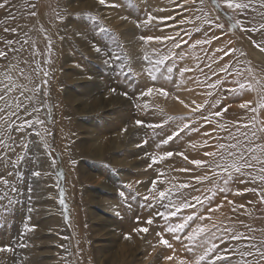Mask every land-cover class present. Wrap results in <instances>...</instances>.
<instances>
[{
	"label": "rangeland",
	"instance_id": "obj_1",
	"mask_svg": "<svg viewBox=\"0 0 264 264\" xmlns=\"http://www.w3.org/2000/svg\"><path fill=\"white\" fill-rule=\"evenodd\" d=\"M198 1L177 8L172 0H106L105 5L98 0H8L0 9V51L7 53L0 57V95L7 101H0V108L5 109L0 116L8 120H0V247L12 249L0 252V264H178L180 259L195 264L203 247L199 240L193 246L186 237L198 224L211 222L194 219L182 232L167 231L187 215L211 216L220 225L219 230L213 229L216 235L209 237L211 242L219 243V236L227 240L223 229L228 228L254 236L252 243L264 249V204L252 192L233 194L237 189L264 185L240 183L248 178L234 176L227 185L230 190L219 191L225 187L222 180L207 172L211 179L197 183L194 178L207 170L195 168L176 154L208 160L203 153L215 151L211 145L234 142L229 133L238 134L236 125L249 123L257 115L239 105L251 101L255 107L264 95L259 85L257 92L225 89L235 86L233 79L264 85V52L253 43H261L264 35L231 27L235 19H241L246 26L258 28L264 23V9L254 5L255 12L236 16L224 8L213 10L210 0H205L204 13L212 19L219 16L217 23L224 25L217 29L204 22ZM149 14L175 19L145 24ZM181 19L192 23L180 24ZM5 27L14 31L6 32ZM177 33L178 42L187 41L180 48H174L172 40L146 45L140 39ZM206 38H213L211 45L191 46ZM8 40L13 43L6 44ZM217 47L235 51L214 63L222 55L215 53ZM153 50L162 54L171 50L174 55L162 65L150 64L144 56L148 53L155 61L158 56ZM225 62L242 74L226 76L218 89L207 88V83L220 78L214 70ZM210 63L211 68L207 67ZM183 67L193 71L181 76ZM197 80L205 84L198 86ZM13 84L16 87L8 92ZM149 89L152 94L146 95ZM157 89L168 95H160ZM193 102L204 107L192 112ZM229 105L222 116L213 115ZM203 116H211L212 123H206ZM24 121L31 122V127L9 128ZM185 123L188 129L163 143ZM196 128L199 131L192 130ZM204 132L212 135L206 137ZM259 135L264 138V133ZM204 140L209 147H190ZM167 152L174 155L152 162V156ZM153 181L156 191L150 192ZM184 183L191 187L179 189ZM168 190V198L160 200L158 192ZM194 195L210 199L203 206L163 218L161 213L175 211L173 204ZM229 200L245 204L251 215L242 208L233 211ZM221 201L219 213L210 211ZM148 220L153 222L148 224ZM145 227L147 233L136 231ZM161 237L172 247L161 245ZM237 246L249 251L244 242ZM168 255L176 260L166 261ZM240 259L233 254L232 264ZM247 259L254 262L257 257Z\"/></svg>",
	"mask_w": 264,
	"mask_h": 264
},
{
	"label": "snow or ice",
	"instance_id": "obj_2",
	"mask_svg": "<svg viewBox=\"0 0 264 264\" xmlns=\"http://www.w3.org/2000/svg\"><path fill=\"white\" fill-rule=\"evenodd\" d=\"M98 2L101 5L106 4V0H98ZM173 3L176 4L177 8H184L185 5L188 3H195L196 0H183L182 3H178L177 0H172ZM205 0H200L201 4H204ZM8 3V0H4V2L0 3V9L4 8L6 4ZM210 3L213 7V10L219 11L220 9L224 8L229 10L230 13L236 14V16H242L247 11L255 12L257 10V7H254V5L258 6L259 9H264V0H210ZM34 7V5H33ZM161 11H164V9H160ZM35 13H33L34 15ZM261 15L264 16V12H261ZM233 16L229 15L228 19L233 20ZM165 19H175V17H156L151 14L148 15L147 19L144 21L145 24H151L152 21H157L158 23H163ZM199 19V17H198ZM219 20V16H217L215 19L210 18V13H204V22L208 24L209 27L215 26L217 29H223L224 25L217 23ZM180 24L184 23H192L191 20H185L181 19L179 21ZM139 26V25H138ZM233 28H239L241 31L244 32H261L262 35H264V23H261L258 28L254 27H248L242 21L241 19H235V23L231 25ZM199 31V28L196 29ZM4 31H14L13 29H9L5 27ZM179 36V33H177L176 36H167V37H153V36H141L140 39L144 42V44H149L153 41L155 42H164L167 40H172L173 47L174 48H180L181 43H187V41H177V37ZM215 39H220L219 36L214 37ZM213 38H206L201 39L193 42L191 45L193 48L197 46H203V45H211ZM27 41H25L26 43ZM13 41L8 40L6 41V44L11 45ZM255 46L261 51L264 52V40L261 41V43H256L253 41ZM98 51V50H97ZM235 49H225L223 47H217L215 49V53H222L221 56H219L217 59L213 60L214 63H218L219 60H224L226 56H229L234 52ZM213 53V55H215ZM153 55H157L158 58L153 61L152 56L148 53H145L144 59L148 61L150 64L154 63L155 65H162L167 60H171L173 58V53L171 50L167 54L158 53L156 50H153ZM7 53L5 51H0V57H5ZM207 55V53H206ZM199 67V65H197ZM207 67L211 68L212 64H208ZM173 69L171 67L167 68V72L171 73ZM193 71L192 68L189 67H183L180 69V75L183 76L184 73ZM201 71H203L201 69ZM148 72L150 75H152V69L149 68ZM248 72L251 73V69H248ZM21 74L23 75V72L21 70ZM224 74V75H222ZM241 71L239 69H236L235 72L232 70V65L230 63H223L220 64L218 69L214 70V75L220 77L218 80L207 83L206 87L210 89H218L220 88L225 82H226V76H233V77H239L241 75ZM152 78L155 79V76L152 75ZM9 79H11L9 77ZM27 79V77H25ZM253 79H255L253 77ZM195 83L199 86L201 84H205L204 81H195ZM232 83L235 85L232 88L225 89L226 92L229 93H237V92H243V91H252L257 92L258 91V85L260 86L259 91H264V85H260V81H256L255 83L252 82V80H240V79H233ZM16 85H11L7 88L8 92H11ZM22 89L24 86H20ZM35 91V89H34ZM152 89H149L146 95L152 94ZM157 92H159L162 96H167L168 93L164 89H157ZM22 94V93H21ZM206 95L211 96L213 95L212 92H207ZM178 99V98H177ZM0 101H5L7 104V101L5 100V95H0ZM180 103H184L183 101H180ZM195 104V102H193ZM219 104V100L214 101L212 103V107L215 108ZM8 107H11V105H8ZM16 107L20 108L21 103L19 99L17 98L16 101ZM184 107L189 108L190 106L188 104H184ZM204 107L203 104H195V107L191 108L192 112L200 111ZM228 107H224L220 111H217L213 113L215 116H222L224 112L228 111ZM239 107L248 109L252 113H256L257 115H254L249 123H244L243 125H236L237 133L233 134L229 133L231 136L232 141L227 144L218 143L216 145H211V147L215 148V151H205L203 155L205 157H208V160H201V159H189L187 156H185L183 153H176L177 155H180L185 159L189 164H192L197 169H206V173L203 176H197L195 177V181L197 183H204L205 181H208L211 179L207 172H211L212 177H216L218 180H222L225 187L219 188V191H229L230 189L227 188V185L230 180L233 179L234 176L239 177H247V180L241 179L240 183H248L251 182L252 184H260L264 185V138H262L259 134L264 133V120L259 119V112L261 109H264V95L261 96L260 100L256 103V106H252V102L248 101L245 103H242L239 105ZM4 108H0V112H4ZM11 115L15 116L16 113L12 112ZM202 119L206 123H212L211 116H203ZM0 120H4L5 123H8V120L4 116H0ZM140 121H137V124H140ZM259 125V126H258ZM25 126L31 127V122L24 121L20 124L12 125L9 124V128H15L17 131H22L25 129ZM152 127H160V125H152ZM190 126L185 123L182 127L179 128L178 131L173 133L172 136L167 137L163 141L164 144H167L170 140H172L175 136H179L181 132H183L185 129H188ZM219 128L224 129V125H218ZM240 129H247L249 131H240ZM193 131H199V128L192 129ZM204 136L208 137L211 136L212 133L204 132ZM241 137L244 139L241 140ZM3 142L0 141V145H2ZM207 140H204L202 143H192L190 144V147L192 149H198L202 147H209ZM174 153L167 152L163 154L160 157L152 156V162L157 163L158 160H163L166 158H170ZM151 167V165H149ZM180 171H189L188 169H180ZM34 175L39 176L40 173L36 172ZM162 175V174H161ZM4 183H7L4 181ZM215 183V182H214ZM191 187L190 184L184 183L179 185V189H185ZM156 191V181H153L152 188L150 189V192ZM169 191H159L158 196L160 200H164L168 198ZM197 191H199L197 189ZM209 191H213V189H209ZM246 192H252L259 198V203L264 204V187L256 188V187H248L243 190L237 189L233 192L234 195L242 196ZM213 191V195H214ZM148 197H146L147 199ZM210 199L209 197H204L202 199L201 195H194L191 197V200L183 199L179 204H173V207L175 208L174 212H165L161 213L163 218L165 220H168L171 216H175L177 213L182 212L184 209H190L195 208L197 204L203 206L205 203V200ZM193 201L195 203H193ZM228 203L230 205H234L233 211H236L238 208L244 209V214L251 215L248 208L245 204H235L234 201L229 200ZM248 204H253L255 201H248ZM222 207V205L218 206ZM210 211H216V209H210ZM194 219H199L201 221L207 219L211 223L210 225H204V224H198L195 228H192L190 234L187 235V240L192 242L193 246L196 245V242L199 240L201 241V245L203 247V251L200 253L198 259L195 261V264H232L233 254H237L241 257L240 260L237 261V264H264V249H261L256 244L252 243V241L255 239L254 236H249L244 232L239 231H233L228 228H224L223 231L225 232V235L227 236V240H225L224 236L216 237V239L219 240V243L211 242L209 237L215 236L216 233L213 231V229H220V225L216 224L215 221H212L211 216H199L194 217L193 215H187L184 217L183 222L177 223L175 225L169 226L167 228V231L170 233H179L182 232L187 226L188 221H192ZM153 221L148 220L147 223L151 224ZM248 227V226H246ZM138 232H148V228H138L136 229ZM249 231H256L255 229H252L249 227ZM261 231H264L262 229ZM126 239H130L131 237L126 236ZM177 240L180 239L179 236H175ZM237 242V243H233ZM239 242H244V246L249 249L247 252L240 251L237 244ZM160 244L171 248L172 245L168 242V240L161 237ZM261 244H264V240L261 241ZM221 245H224V247H221ZM229 245H232L229 247ZM22 247L24 245H21ZM189 251H192V248H188ZM12 251L9 247H0V252H8ZM247 257H257L254 262L249 261ZM166 261H174L176 260V257L173 255H168L164 257ZM178 264H189L188 261L184 259H180Z\"/></svg>",
	"mask_w": 264,
	"mask_h": 264
},
{
	"label": "bare ground",
	"instance_id": "obj_3",
	"mask_svg": "<svg viewBox=\"0 0 264 264\" xmlns=\"http://www.w3.org/2000/svg\"><path fill=\"white\" fill-rule=\"evenodd\" d=\"M199 2V1H198ZM200 3V2H199ZM197 4L196 6L198 7V6H200V8H201V12L200 13H204V12H206V11H204V7H203V4ZM141 5V4H140ZM142 6H143V4H142ZM23 7V6H22ZM26 8V7H25ZM142 10H144V9H142ZM16 12V11H15ZM142 12V11H141ZM111 13V12H110ZM143 13V12H142ZM142 13H140V15H141V18H143V14ZM4 16V15H3ZM110 16V15H109ZM168 17V16H167ZM165 22V21H164ZM158 23V22H157ZM167 26V25H166ZM165 26V27H166ZM168 27V26H167ZM169 28H171V27H169ZM258 94H259V92H258ZM260 119L261 120H264V109H262L261 110V116H260ZM223 202L224 201H221V203L220 202H218V205H216V211L219 213V211H221V209H222V207H218V206H220V205H222L223 204Z\"/></svg>",
	"mask_w": 264,
	"mask_h": 264
}]
</instances>
